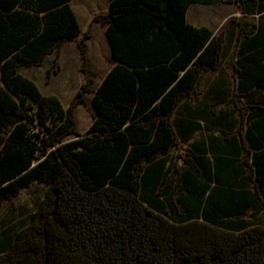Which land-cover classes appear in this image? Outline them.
Returning a JSON list of instances; mask_svg holds the SVG:
<instances>
[{"label": "trees", "instance_id": "1", "mask_svg": "<svg viewBox=\"0 0 264 264\" xmlns=\"http://www.w3.org/2000/svg\"><path fill=\"white\" fill-rule=\"evenodd\" d=\"M71 1L0 0V208L34 182L45 187L0 230V264H264V225L243 217L256 201L264 207V156L246 161L253 190L212 185L204 164L175 181L165 166L177 145L172 112L222 48L187 9L235 2L254 13L264 0H108L95 20L113 65L66 107L20 69L81 34ZM90 37L76 42L83 59ZM86 93L93 119L79 132L73 110ZM261 116L264 95L248 115Z\"/></svg>", "mask_w": 264, "mask_h": 264}, {"label": "crops", "instance_id": "2", "mask_svg": "<svg viewBox=\"0 0 264 264\" xmlns=\"http://www.w3.org/2000/svg\"><path fill=\"white\" fill-rule=\"evenodd\" d=\"M74 1L76 0L71 1V7L76 15ZM220 3L236 5L242 14L256 17L257 22L245 23L241 27L236 23L238 28L224 30L225 21L234 22V19L226 18L218 31H214L222 38L219 63L215 69L200 73L191 96L182 100L172 112L171 121L176 131L177 145L168 154L165 166H171L175 181L181 173L195 170L190 165L200 167L204 164L208 167L212 185L231 187L238 191L253 190L247 163H251L252 159L255 164L263 162L264 120L262 116L252 119L248 115L256 99L264 95V15H261L264 9L258 8L250 13L243 12L235 2ZM206 5L191 4L186 11V20L189 23L197 21L200 25L209 27L208 24L199 22V19L190 20L193 7ZM74 41L76 40L65 42L61 46ZM202 75L208 77L204 83ZM252 138L256 139L258 146H255L256 142H252ZM178 149L182 151L180 164H177L174 154ZM224 170L232 173V185L223 180L226 174L223 173ZM220 177L223 183L219 182ZM243 217L264 225L263 205L256 201V206L247 208Z\"/></svg>", "mask_w": 264, "mask_h": 264}, {"label": "rangeland", "instance_id": "3", "mask_svg": "<svg viewBox=\"0 0 264 264\" xmlns=\"http://www.w3.org/2000/svg\"><path fill=\"white\" fill-rule=\"evenodd\" d=\"M108 7V0L74 1L73 8L81 27V34L76 41L66 43L57 52L48 54L41 64L21 67V72L33 79L42 93L56 94L66 107L71 104L80 85L88 82V78L92 80L91 87L94 88L104 72L113 64L104 33L105 27L95 20L96 16L106 14ZM226 18L234 19V22L225 21ZM191 19H199V22L208 24L215 32L224 21V30L238 28L236 23L241 27L245 23L257 22L256 17L242 14L236 5L224 3L195 6L190 13ZM190 23L201 24L197 21H190ZM87 31L91 37L86 40L85 58L83 59L76 42ZM55 59L57 66L53 65ZM201 77L203 83L208 78L206 75ZM84 98L85 103L76 105L73 110L76 129L79 132H84L93 119L91 93H86ZM174 154H176L177 164H180L182 151L178 149ZM44 188L42 183L34 182L22 189L12 200L3 202L0 208V230L8 229L15 222L23 219L42 197Z\"/></svg>", "mask_w": 264, "mask_h": 264}]
</instances>
